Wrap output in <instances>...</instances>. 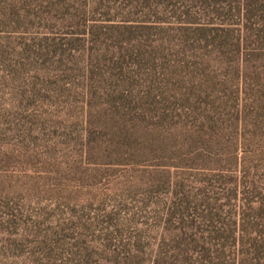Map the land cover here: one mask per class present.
Masks as SVG:
<instances>
[{"label": "rangeland", "instance_id": "obj_1", "mask_svg": "<svg viewBox=\"0 0 264 264\" xmlns=\"http://www.w3.org/2000/svg\"><path fill=\"white\" fill-rule=\"evenodd\" d=\"M235 236L264 264V0H0V264H231Z\"/></svg>", "mask_w": 264, "mask_h": 264}, {"label": "trees", "instance_id": "obj_2", "mask_svg": "<svg viewBox=\"0 0 264 264\" xmlns=\"http://www.w3.org/2000/svg\"><path fill=\"white\" fill-rule=\"evenodd\" d=\"M224 3V2H223ZM263 210H260V212L262 213ZM250 214H247L246 212V209L243 207L241 213H240V216H239V219L241 222H243L244 225L248 226L246 228L245 231L248 230V228L250 227H254L256 228L255 224H253V222L250 220ZM259 217H261V215L259 214L258 215ZM254 228H251L252 229V233H257V235L260 237L259 239L256 238L254 239L253 241H257V242H260L261 240V235L259 234V232H257L256 230H254ZM257 229V228H256ZM243 242H241V245H242ZM246 245V244H243L241 247H240V243L238 244V241H237V238L235 236V241H234V244L231 245V246H226L225 244H221L219 247L220 250H218L221 254V257L223 258H227L229 260V263L231 264H245L246 261H247V254L249 253L248 251H244L242 249V247ZM233 247H235V250H233ZM230 248V250H229ZM251 250V249H250ZM208 254L211 256L212 253H210L208 251Z\"/></svg>", "mask_w": 264, "mask_h": 264}]
</instances>
